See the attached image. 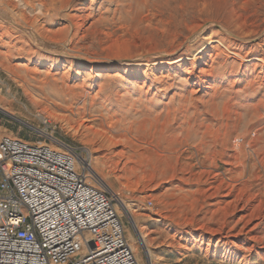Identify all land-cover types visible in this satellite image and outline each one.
I'll list each match as a JSON object with an SVG mask.
<instances>
[{"label":"rangeland","instance_id":"374dc122","mask_svg":"<svg viewBox=\"0 0 264 264\" xmlns=\"http://www.w3.org/2000/svg\"><path fill=\"white\" fill-rule=\"evenodd\" d=\"M40 116L139 264L136 229L152 264H264V0H0V139Z\"/></svg>","mask_w":264,"mask_h":264},{"label":"built area","instance_id":"2783aa9c","mask_svg":"<svg viewBox=\"0 0 264 264\" xmlns=\"http://www.w3.org/2000/svg\"><path fill=\"white\" fill-rule=\"evenodd\" d=\"M39 121L30 141L0 139V264H139L91 153Z\"/></svg>","mask_w":264,"mask_h":264},{"label":"bare ground","instance_id":"6f19581e","mask_svg":"<svg viewBox=\"0 0 264 264\" xmlns=\"http://www.w3.org/2000/svg\"><path fill=\"white\" fill-rule=\"evenodd\" d=\"M12 19L10 18V21H11ZM11 23H13L12 21H11ZM197 33V32H196ZM194 34V33H193ZM243 39V38H242ZM241 39V40H242ZM201 53H203V51L201 50L200 52H199V55L201 54ZM200 64H203V62H201ZM206 77V76H205ZM208 77V76H207ZM207 79V78H206ZM203 81H205V80H203ZM2 110V109H1ZM3 111V110H2ZM25 124V123H24ZM87 127V126H86ZM102 140H103V138H102ZM105 140H107V139H105ZM110 141V140H109ZM106 142V141H105ZM186 142V141H185ZM216 142V141H215ZM131 145V144H130ZM123 148H125V147H123ZM198 149V148H197ZM119 152V151H118ZM123 152V151H122ZM156 153V152H155ZM123 154H124V152H123ZM125 154H126V152H125ZM128 155V154H127ZM125 156V155H124ZM157 156L158 157H160V155H159V153L157 154ZM120 157V156H119ZM125 158V157H124ZM124 158H122V159H124ZM118 159V158H117ZM116 160V159H115ZM129 160V159H128ZM127 161V160H126ZM132 161V160H131ZM130 161V162H131ZM112 162V161H111ZM129 162V163H130ZM124 163V162H123ZM121 164H122V162H121ZM132 164V163H131ZM125 165H127V164H125ZM134 165V164H133ZM113 166V165H112ZM117 166V165H116ZM122 166V165H121ZM144 167V166H143ZM124 169H122V170H124L125 171V169L127 168V166H124L123 167ZM141 168V167H140ZM92 171H93V173L95 174V176L97 177V180L100 182V184H101V186L103 187V188H105L106 190H108L110 193H112L114 196H115V198H116V201L118 202L117 204H119V206H120V208L119 209H116L117 210V212H119V211H121L122 213H124V214H126V216L129 218V220H130V222L132 223V225L133 226H135V224H134V218H133V215L131 214V211L123 204V201L120 199V198H118L115 194H114V192L112 191V189L110 188V186L109 185H107L106 183H104V181H103V179L102 178H100L99 176H98V174L96 173V171L94 170V169H92ZM128 171V170H127ZM134 172V171H133ZM123 173V172H122ZM128 173V172H127ZM126 173V174H127ZM125 174V173H124ZM129 174V173H128ZM131 174V173H130ZM126 177V176H125ZM126 178H128L129 179V177H126ZM120 179V178H119ZM131 179V178H130ZM171 179H172V177H171ZM127 180V179H126ZM213 180V179H212ZM117 181H120V180H117ZM170 181V180H169ZM133 182V181H132ZM126 186V185H125ZM128 187H130V186H128ZM197 194V193H196ZM140 230V229H139ZM138 229H136V232H137V234H138V238H139V240H140V242H141V245H142V247L144 248V250H145V252H146V255L148 256V264H152V256H151V253H150V251H149V249H148V245H147V241L145 240V234L143 233V232H141V231H139ZM130 237V241L131 242H133L134 240H133V238H132V236H129ZM139 247V246H138ZM131 248H132V250L133 251H135L136 250V246H131Z\"/></svg>","mask_w":264,"mask_h":264}]
</instances>
